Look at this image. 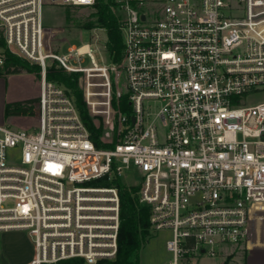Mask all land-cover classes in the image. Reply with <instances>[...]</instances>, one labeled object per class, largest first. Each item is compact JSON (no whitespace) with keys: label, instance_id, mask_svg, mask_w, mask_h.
<instances>
[{"label":"built area","instance_id":"built-area-1","mask_svg":"<svg viewBox=\"0 0 264 264\" xmlns=\"http://www.w3.org/2000/svg\"><path fill=\"white\" fill-rule=\"evenodd\" d=\"M105 1L123 44L110 64L87 43L62 53L60 29L42 22L48 3L95 0H0V75L10 56L40 67L33 125L0 124V232L30 234L26 264L113 261L121 183L148 210V232L167 234L161 264H219L209 260L249 250L258 220L264 231V101L245 104L264 91V0ZM49 61L84 74L93 116L105 115L101 146L72 93L46 78ZM122 76L125 111L119 87L112 106Z\"/></svg>","mask_w":264,"mask_h":264},{"label":"rangeland","instance_id":"rangeland-1","mask_svg":"<svg viewBox=\"0 0 264 264\" xmlns=\"http://www.w3.org/2000/svg\"><path fill=\"white\" fill-rule=\"evenodd\" d=\"M48 3V0H47ZM94 11L92 7L85 6H60L46 4L42 8V22L45 25L55 29H61L56 37L59 40L62 53L67 52L69 45L80 46L89 44L95 61L98 64H110L112 55L107 49L106 31L104 28H85L86 22L94 21L91 13ZM67 17L69 19H67ZM64 39V40H63ZM63 40V41H61ZM54 61H49L48 66L54 64ZM56 64V63H55ZM82 66H90V59L87 55L82 58ZM65 71V70H64ZM68 72V71H65ZM78 89L82 94V100L92 121L96 124L105 118L104 114H92V107L88 105L85 99L84 92V74L78 72ZM6 82L0 88V124L4 123L14 129H29L34 122H31V116H5V106L7 103L24 101L32 98H37L39 95V73H9L4 74ZM91 81H99L94 78ZM118 86L112 85L113 97L112 106L114 109L118 107L119 98H117V88L123 93H126L125 79L122 76L118 79ZM70 92L71 90L67 88ZM18 99V100H14ZM100 99V98H96ZM264 101V91H257L249 94L245 99L246 105H253ZM96 109H101L96 106ZM35 108L33 115L35 114ZM35 119H33L34 121ZM8 206L12 205V201L7 202ZM148 241L143 243L137 255L140 264H161L168 258V252L165 249V239L167 234L163 232L149 233ZM253 252L242 247L236 248L233 253L226 259L212 258L209 263L227 262L228 264H264V251L257 253V258L253 261ZM251 254V256H250ZM35 252L33 241L30 234L26 231L9 230L0 232V264H24L30 262L34 258ZM249 256L251 257L249 259Z\"/></svg>","mask_w":264,"mask_h":264},{"label":"trees","instance_id":"trees-1","mask_svg":"<svg viewBox=\"0 0 264 264\" xmlns=\"http://www.w3.org/2000/svg\"><path fill=\"white\" fill-rule=\"evenodd\" d=\"M81 7V6H79ZM94 9L91 16L94 21L86 22L85 28H104L106 31L107 41L106 46L113 61L120 60L123 48L120 32L117 28L116 19L109 9L105 0H95V3L90 6ZM67 19H69L67 17ZM40 67L36 64H31L28 61L17 57L10 56L5 69V74L9 73H39ZM78 72H65L63 68L55 63L47 67L46 78L55 81L71 90L74 96L76 105L80 112V116L90 132L91 139L97 146H101L97 139L100 133L101 126H97L89 116L85 103L82 100V94L78 89ZM127 94L121 96V108L127 110ZM38 98H32L24 101L7 103L5 106V116H31L33 115L34 104ZM119 185L120 193V231H119V249L115 260L103 261L99 264H140L138 251L149 236L146 229L148 227V210L146 208L138 209L133 197L131 196L132 188H129L121 183ZM55 264H84L82 259L73 258L59 261ZM223 264H228L224 262Z\"/></svg>","mask_w":264,"mask_h":264},{"label":"crops","instance_id":"crops-1","mask_svg":"<svg viewBox=\"0 0 264 264\" xmlns=\"http://www.w3.org/2000/svg\"><path fill=\"white\" fill-rule=\"evenodd\" d=\"M5 82H6V79H4V76L0 75V88L2 86H4ZM39 92H40V80H39ZM14 100H18V99H14ZM2 124H4V123H2ZM261 225H262V222L260 220H258L257 232L252 234V238H250V240L248 242V245H249L248 249H249V251L253 252L252 254H254V256L252 257L253 261H255L256 259H259V257L257 258V256H258V255H256L257 253L264 251V231L261 229ZM250 256H251V254H250ZM250 256H249V259L251 258ZM24 264H26V263H24ZM254 264H256V262Z\"/></svg>","mask_w":264,"mask_h":264},{"label":"bare ground","instance_id":"bare-ground-1","mask_svg":"<svg viewBox=\"0 0 264 264\" xmlns=\"http://www.w3.org/2000/svg\"><path fill=\"white\" fill-rule=\"evenodd\" d=\"M88 49V46L87 45H83L80 49H79V51L80 52H83V51H85V50H87Z\"/></svg>","mask_w":264,"mask_h":264}]
</instances>
